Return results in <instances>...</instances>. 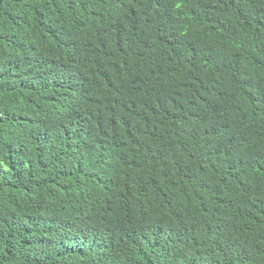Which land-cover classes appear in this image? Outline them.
I'll use <instances>...</instances> for the list:
<instances>
[{"label": "trees", "instance_id": "obj_1", "mask_svg": "<svg viewBox=\"0 0 264 264\" xmlns=\"http://www.w3.org/2000/svg\"><path fill=\"white\" fill-rule=\"evenodd\" d=\"M0 264H264V0H0Z\"/></svg>", "mask_w": 264, "mask_h": 264}]
</instances>
